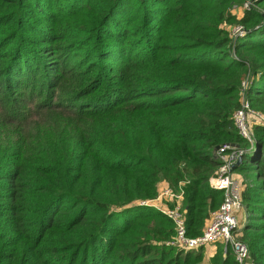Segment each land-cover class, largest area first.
Wrapping results in <instances>:
<instances>
[{"label":"trees","instance_id":"16d2710c","mask_svg":"<svg viewBox=\"0 0 264 264\" xmlns=\"http://www.w3.org/2000/svg\"><path fill=\"white\" fill-rule=\"evenodd\" d=\"M243 80L264 112V0H0V264L202 262L143 201L183 182L199 234L225 142L244 149L243 264H264V124L248 160ZM217 247L205 264H239Z\"/></svg>","mask_w":264,"mask_h":264},{"label":"built area","instance_id":"2783aa9c","mask_svg":"<svg viewBox=\"0 0 264 264\" xmlns=\"http://www.w3.org/2000/svg\"><path fill=\"white\" fill-rule=\"evenodd\" d=\"M248 6L249 1H245L243 7ZM246 31L241 23L229 26V35L233 42L243 36ZM246 85L247 81L243 80L240 90V106L233 113V121L240 135L248 141H252L254 136L253 124H264V112L251 107L246 96ZM243 152L244 149L229 142L217 147L216 154L220 163L214 174L209 177V183L212 187L222 190V200L217 207L211 210L199 234L189 235L187 233L186 213L183 205V182L180 181L177 188L167 184L161 185L154 198L143 201L156 206L172 220L174 233L166 241L167 244L184 249H196L207 244L224 242L230 245L237 263H244L248 256V245L235 235V231L239 227L238 212L242 208V183L231 169Z\"/></svg>","mask_w":264,"mask_h":264},{"label":"rangeland","instance_id":"374dc122","mask_svg":"<svg viewBox=\"0 0 264 264\" xmlns=\"http://www.w3.org/2000/svg\"><path fill=\"white\" fill-rule=\"evenodd\" d=\"M249 3H250V2H249ZM233 8H234V11H240V10H241V12H242V8H241V6H239L238 4H235ZM243 26L245 27V25H243ZM245 28H246V27H245ZM246 30H247V29H246ZM251 154H252V149H251V151H248V152L245 153V155H246V159L249 160ZM236 171H237V170H233V173L235 174ZM250 172H255V171H254V169H251ZM237 173H238V172H237ZM238 174H239V178H240V180H241V182H242V181H243V176H242V174H240V173H238ZM253 175H254V173H253ZM164 184L169 185L170 183H169L167 180H162V181L159 182V187H160L161 185H164ZM159 187H158V188H159ZM244 211H245L244 208H242V210H241V213L243 214L242 217L245 215ZM212 245H213V244H212ZM214 245H216V246H215V250H216L217 243L214 244ZM228 245H229V244H226V243H224V242H220V244H219L218 247H217V250L219 249V250H223V251H224V250L226 249V246H228ZM229 247H230V245H229ZM205 248H206L205 246H203V248H202V251H203V254H204L205 259L203 260V262L195 263V264H205L206 261H207V259L210 258V256H207V255L205 254V252H206V249H205ZM214 252H215V251H214ZM207 262H208V261H207Z\"/></svg>","mask_w":264,"mask_h":264},{"label":"crops","instance_id":"0c3cea01","mask_svg":"<svg viewBox=\"0 0 264 264\" xmlns=\"http://www.w3.org/2000/svg\"><path fill=\"white\" fill-rule=\"evenodd\" d=\"M233 11H234V8H233ZM235 13H237V14H241V10L240 11H234ZM249 142V144H250V147L248 148V150H251L252 149V147H254V136H253V139H252V141H248ZM234 174V173H233ZM235 176H237L238 178H239V174L238 173H235L234 174ZM241 210H242V208H241ZM241 210L238 212V226L239 227H241V226H243V223H244V221H245V219H246V217H245V215L242 217V213H241ZM245 213V212H244ZM207 220V219H206ZM206 222V221H205ZM205 224V223H204ZM213 244V245H212ZM214 244H216V243H211V244H207V245H204L206 248V252H205V254L207 255V256H211L213 253H214V251H215V246L216 245H214ZM203 262V261H202Z\"/></svg>","mask_w":264,"mask_h":264},{"label":"water","instance_id":"95a60500","mask_svg":"<svg viewBox=\"0 0 264 264\" xmlns=\"http://www.w3.org/2000/svg\"><path fill=\"white\" fill-rule=\"evenodd\" d=\"M241 159H242V156H240V157L236 160V162L232 165L231 169H234V168L236 167V165H238V164L240 163Z\"/></svg>","mask_w":264,"mask_h":264}]
</instances>
